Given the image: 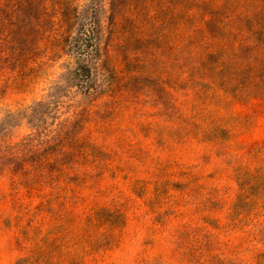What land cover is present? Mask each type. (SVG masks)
<instances>
[{"label": "rangeland", "instance_id": "obj_1", "mask_svg": "<svg viewBox=\"0 0 264 264\" xmlns=\"http://www.w3.org/2000/svg\"><path fill=\"white\" fill-rule=\"evenodd\" d=\"M12 6L0 264H264V0H75L65 43Z\"/></svg>", "mask_w": 264, "mask_h": 264}, {"label": "trees", "instance_id": "obj_2", "mask_svg": "<svg viewBox=\"0 0 264 264\" xmlns=\"http://www.w3.org/2000/svg\"><path fill=\"white\" fill-rule=\"evenodd\" d=\"M14 3L16 4V6H12L11 12L16 13V18L7 22V28L17 27L16 25L14 26L13 21H15L17 24H22V26H25L28 23V25H30L35 31V33H39L40 31H42L43 33L47 32L49 34H53V41L56 42L61 41L65 43L71 26L73 25V22L76 20V17L78 15L77 8L75 7V0H14ZM28 3H30V11L32 12L30 21H27L24 16V6L28 5ZM4 11L5 10H2L1 14H4ZM112 17L113 20L115 16ZM103 34L104 41L106 42V45L109 46V44L112 43L113 34L110 35L108 32L106 33L105 30ZM134 36L136 37L137 35L134 34ZM103 43H99L97 45V52H103L105 56L104 58L106 59V61H109L110 47H106V49L103 50L101 46V44ZM36 44L37 42L32 45L33 49L30 51H23L15 49L14 47L1 46L0 73L6 74L10 72L11 75L13 74V68L15 67L16 73H14L11 78L14 80H18L19 75L22 73V66L20 65L25 62V59H27L28 55L37 53L38 47ZM18 147L19 144H8L6 146H3L2 148L11 150V152L6 154L13 155L14 153H16Z\"/></svg>", "mask_w": 264, "mask_h": 264}]
</instances>
